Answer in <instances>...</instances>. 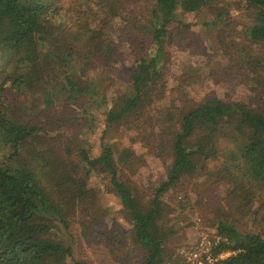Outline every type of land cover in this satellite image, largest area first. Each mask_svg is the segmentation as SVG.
<instances>
[{"label":"trees","instance_id":"16d2710c","mask_svg":"<svg viewBox=\"0 0 264 264\" xmlns=\"http://www.w3.org/2000/svg\"><path fill=\"white\" fill-rule=\"evenodd\" d=\"M144 1L0 0V264H87L65 232L68 218L107 227L101 181L129 224L139 264H192L167 250L177 213L167 197L202 175L226 187L212 206L209 231L218 238L209 253L231 255L213 264H264V105L206 95L152 114L165 91L166 44L196 53L185 16L218 30L223 48L237 9L246 41L229 38L230 69L240 71L238 86L264 90V0ZM126 57L128 84L112 71ZM125 135L156 142L152 158L164 170L147 191L133 182L132 148H118ZM219 155V167L198 165ZM188 198L175 195L179 205ZM247 215L250 226L241 222Z\"/></svg>","mask_w":264,"mask_h":264},{"label":"rangeland","instance_id":"374dc122","mask_svg":"<svg viewBox=\"0 0 264 264\" xmlns=\"http://www.w3.org/2000/svg\"><path fill=\"white\" fill-rule=\"evenodd\" d=\"M238 12L237 9L231 11L232 20L235 19L236 24L223 26L226 30L223 37L227 40L223 48L218 45V30L212 26L206 27L201 23L199 26L193 25L194 18L185 16L184 21L191 25L189 29L192 32L191 40L193 44H196V53L193 50H180L175 43L166 44V65L162 73L165 79V91H162L160 96L155 98L152 114H159L163 107L177 106L180 98L186 97L197 101L206 95H216L229 100H243L251 103L258 110L262 109L264 90L258 87L257 91H250L244 89L245 87L238 86L239 77L237 75L240 74V71L236 69L231 71L230 69L231 48L229 38L238 35L237 40L246 41L239 36L242 32L241 23L245 19H239ZM243 13L244 17L246 12L243 11ZM141 15L143 18L147 17L145 12ZM143 26L146 27V23L143 22L141 27L143 28ZM128 59L129 57L121 58V69L112 70L113 76L124 84H128L130 81V65L126 63ZM258 72L264 76L261 67L258 68ZM130 137L132 135H125L121 138L118 142V148L120 151L128 147L132 148L138 159L134 164L133 182L139 190L147 191L151 182L162 177L164 163L161 159L152 158V153L156 151L155 140L149 139L141 142L130 139ZM199 160L198 165L200 167L205 166V170L208 172L219 167L223 156L219 155L206 163ZM197 179H201V181L195 184L196 188L195 185L191 186V183L186 182L182 186L174 188L167 197L177 212H173V215L169 217L171 235L168 237L167 250L174 256H185L191 251H197L200 254L198 262L203 263V256L218 238L209 231L210 219L213 214L212 206L216 204L218 198L224 195L226 187L216 183L211 184L210 181L209 184L203 183V175ZM98 186L101 188V192H99L101 204L107 213L105 219L107 227L96 231L83 224L80 218H68L72 224L65 232L66 235L64 234L66 242L72 247L75 258L84 260L87 264H139L140 254L127 244L130 227L127 220L118 213L117 199L103 190L102 181ZM182 192L187 193L189 198L183 200L182 205H179L175 200V195ZM204 200L207 201L205 204L203 203ZM219 205L225 210H229V205L225 203ZM199 206H204V208ZM256 210L257 207L253 209V214ZM261 214L260 216L264 217V212ZM241 222L246 226L252 225L250 224L252 223V215H247L244 219L241 218ZM258 222L264 225V221L263 219L260 221L259 215ZM105 242L109 244V252H105L103 249L100 251ZM103 255H107V257H103Z\"/></svg>","mask_w":264,"mask_h":264},{"label":"built area","instance_id":"2783aa9c","mask_svg":"<svg viewBox=\"0 0 264 264\" xmlns=\"http://www.w3.org/2000/svg\"><path fill=\"white\" fill-rule=\"evenodd\" d=\"M230 255H231V253L229 251H226V252L220 253L219 255H217L216 257L213 258L208 251L203 256V260H202L203 263L198 262L200 254L197 251H191V252L185 254V257L187 256V259L192 263L205 264V262H207V264H213L214 262L218 261L219 259H224Z\"/></svg>","mask_w":264,"mask_h":264}]
</instances>
